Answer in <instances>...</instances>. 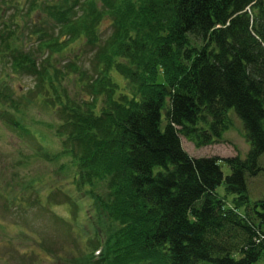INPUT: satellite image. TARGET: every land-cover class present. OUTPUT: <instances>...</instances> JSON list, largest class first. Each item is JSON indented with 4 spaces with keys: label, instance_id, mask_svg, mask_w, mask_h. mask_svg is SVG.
Masks as SVG:
<instances>
[{
    "label": "trees",
    "instance_id": "obj_1",
    "mask_svg": "<svg viewBox=\"0 0 264 264\" xmlns=\"http://www.w3.org/2000/svg\"><path fill=\"white\" fill-rule=\"evenodd\" d=\"M16 2L21 12L8 20L0 8V119L28 136L21 119L34 101L57 114L61 124L50 127L63 152L44 157L72 158L80 185L97 192L102 221L90 254L75 264L264 259V199L256 203L259 224L227 209L217 194L218 160L193 158L182 143L218 142L234 110L251 150L245 163L228 160L225 184L247 201L246 176L264 171V0ZM76 45L92 50L90 70L51 63ZM23 77L36 83L20 102L11 81Z\"/></svg>",
    "mask_w": 264,
    "mask_h": 264
},
{
    "label": "rangeland",
    "instance_id": "obj_2",
    "mask_svg": "<svg viewBox=\"0 0 264 264\" xmlns=\"http://www.w3.org/2000/svg\"><path fill=\"white\" fill-rule=\"evenodd\" d=\"M0 8L7 17L21 12L14 0ZM108 25H104L106 36L110 34ZM47 57L40 59L39 64ZM92 58L91 49L76 45L52 58L51 63L63 68L68 62H78L88 71ZM11 82L20 102L35 90L36 82L30 77ZM67 86L72 96L78 94L74 80ZM50 108L38 98L25 109V119L21 121L27 126L28 137L20 136L0 119V264H75V259L83 260L84 255L90 254L89 242L95 240L97 224H102L94 209L97 192L80 185L72 158L60 157L51 162L44 157L47 154L51 159L63 152L60 139L50 127L57 128L61 122ZM232 114L233 123L223 142L201 149L183 137L184 150L193 158L246 159L251 146L245 138L243 122L234 111ZM259 164L264 169V155ZM222 168L226 177L231 174L226 164ZM247 185L251 202L264 199V171L249 178ZM99 189L104 192L106 187ZM218 195L233 204L234 196L226 193L224 185ZM257 264H264V259Z\"/></svg>",
    "mask_w": 264,
    "mask_h": 264
},
{
    "label": "bare ground",
    "instance_id": "obj_3",
    "mask_svg": "<svg viewBox=\"0 0 264 264\" xmlns=\"http://www.w3.org/2000/svg\"><path fill=\"white\" fill-rule=\"evenodd\" d=\"M232 111H234V110H230L229 111V113H228V118H229V121L228 122H226V124H225V126H227V128L222 132V134H221V136H220V138H219V140H218V142H214V143H212V144H209V145H206V146H202L201 147V149H203V148H205V147H211V146H213V145H215V144H217V143H220V142H223V140H224V138H225V134L228 132V130H229V128L231 127V125H232V123H233V114H232ZM235 112V111H234ZM238 117V116H237ZM201 126V125H200ZM245 129V128H244ZM243 130V129H242ZM243 134H244V132H243ZM245 135H246V131H245ZM181 137H183V136H181ZM195 146H196V144L193 142V141H191ZM183 143V142H182ZM249 144V143H248ZM197 147V146H196ZM199 149V148H198ZM251 150V149H250ZM250 154V153H249ZM249 156V155H248ZM248 156L246 157V159L244 158V159H242L241 157H229V158H218V157H201V159H217L218 160V165L220 166V168H221V170H222V172H223V168H222V165L223 164H226L230 169H231V166L228 164V160H231V159H239L241 162H246L247 161V158H248ZM261 167V166H260ZM261 170H263V168L261 167L260 168ZM262 172V171H261ZM260 172V173H261ZM231 173H232V169H231ZM223 174H224V172H223ZM231 175V174H230ZM229 175V176H230ZM228 177V176H227ZM226 176H225V174H224V180H223V184L220 186V187H222L223 185L225 186V190H226V184H225V179L227 178ZM249 178H256V176H253V175H251V174H249V175H247L246 176V183L248 182V179ZM252 180V179H251ZM219 187V188H220ZM218 188V189H219ZM247 190H248V185H247ZM226 193L228 194V195H233L234 196V200H233V204H228L224 199H222L221 197H220V199L224 202V204H225V207L227 208V209H229V210H232V211H234L236 214H238L241 218H246V220L248 219V217L249 216H253V219H255V220H257L256 218H257V216H256V211H257V207H256V203L258 202H251V200H250V197H249V193H248V199H247V201H242L241 199H240V197L238 196V195H235V194H230V193H228L227 192V190H226ZM217 194H218V190H217ZM219 196V195H218ZM228 205H230V206H228ZM239 205H241V206H239ZM257 223L259 224V223H261L259 220H257ZM262 227L264 228V223L262 224Z\"/></svg>",
    "mask_w": 264,
    "mask_h": 264
}]
</instances>
